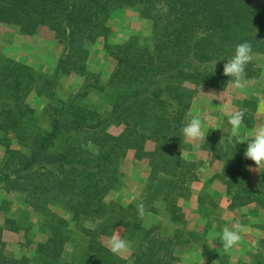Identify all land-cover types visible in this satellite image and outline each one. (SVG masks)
<instances>
[{
    "label": "trees",
    "instance_id": "16d2710c",
    "mask_svg": "<svg viewBox=\"0 0 264 264\" xmlns=\"http://www.w3.org/2000/svg\"><path fill=\"white\" fill-rule=\"evenodd\" d=\"M119 8L135 9L154 22L159 40L153 50L138 37L121 44L107 43L112 33L108 19ZM0 24L13 26L26 36L41 28L49 30L65 48L58 70L61 74L72 70L81 79L79 89L62 100L56 94L57 81L49 82L22 65L0 74V91L5 88L3 93L8 95L7 105L0 106V144L6 148L0 192L25 195L31 212L45 219L51 233L38 244L35 255L50 264L59 263L57 259L71 242L67 222L51 208L62 210L74 225L97 222L95 235H89L95 240L116 224L138 218L139 207L119 216L105 201L119 182V165L129 150L138 160L150 158L149 185L139 203L144 214L154 203L168 199L178 180L174 171L184 163L181 128L189 99L205 88L225 91L231 87L222 74L225 61L221 60L230 58L237 44L247 41L253 46L247 81L261 73L254 59L264 58V0H0ZM100 42L115 62L109 89L102 87L87 64L90 47ZM212 61H221L214 72ZM37 86L52 91L47 95V127L34 130L26 142L20 133L27 132L32 119L25 118L18 96ZM92 90L104 92L111 123L101 120L96 106L84 103ZM111 125L120 126L121 133L109 135L106 129ZM243 125L253 128L248 112ZM9 134L28 152L11 150ZM213 134L210 130L201 150L211 153L212 160L224 161L222 178L228 177L233 200L264 209V192L259 194L250 182L249 168L256 165L245 159L246 145H239L231 156L224 144L229 135H219L221 140L212 145ZM147 142L155 145L153 151L145 150ZM96 242L93 264H128ZM147 245L132 264L160 263L172 244L153 239ZM2 246L0 240V264H34L38 259H13L3 254Z\"/></svg>",
    "mask_w": 264,
    "mask_h": 264
},
{
    "label": "rangeland",
    "instance_id": "374dc122",
    "mask_svg": "<svg viewBox=\"0 0 264 264\" xmlns=\"http://www.w3.org/2000/svg\"><path fill=\"white\" fill-rule=\"evenodd\" d=\"M107 24L112 29L107 42L110 45L121 44L132 37H138L145 40L153 50L159 40L154 22L132 8L116 9ZM64 53V45L60 44L46 28H41L33 36H26L13 26L0 24V74L7 69L15 70L13 66L22 65L34 73L41 74L49 82L57 81L56 94L62 100L71 97L81 86V79L74 71L67 70L61 74L58 70ZM254 63L261 69V73L257 79L247 81L243 93L232 87L225 91L205 88L189 99L186 123L195 116L200 118L205 126L212 125L207 128L208 132L214 131L212 145L221 140V135H230V125L224 112L231 106L237 109V106L241 105L242 109L249 111L248 114L253 119V129L264 125V113L258 112V105L264 101V58L256 57ZM87 64L102 87L109 89L108 81L115 62L104 51L103 42L90 47ZM1 78L2 76L0 80ZM3 91L6 89L0 91L1 108L4 99L8 97ZM50 92L52 91L45 92L37 86L30 93L18 96L23 103L22 111L27 114L25 118L32 119L27 132L20 133L24 141L29 142L31 134L38 129H46L47 114L50 111L47 95ZM40 93H46V96ZM104 96L103 91L92 90L84 103L96 106L102 115L101 120L111 123V107ZM4 105H7V102ZM106 132L111 136H117L121 133V127L111 125L107 127ZM9 138L11 150L28 152L27 148L20 147L13 140L12 134H9ZM182 139L185 145L181 151L184 163L181 168L174 171L178 179L176 188L168 199L154 203L143 217L126 220L124 224L123 222L116 224L113 229L107 230V233L95 240L89 235L95 230L97 222L82 221L81 224L74 225L62 210L51 208L52 212L67 222L71 241L57 259L59 263L52 264H93L92 248L95 241L109 250L108 239L117 231L130 245L127 252L115 255L121 263L132 264L136 257L147 250L148 242L156 239L170 241L171 250L160 263L150 260L146 264H263L257 262L259 260L264 262V223H260L261 217L256 214L257 208L262 207L253 203L251 205L256 208L252 207L253 209L249 210L248 204L241 205L243 200H233V191L228 190L226 183L228 177L222 178L224 161L220 158L212 160L211 153L201 150L206 139L190 140L183 135ZM58 145L59 143L54 151L58 150ZM154 147L152 142L145 144V150L148 152L153 151ZM5 150L6 148L0 144V171H3L5 165ZM96 150L91 147L92 152ZM149 159L138 160L134 151L129 150L119 165V182L105 198L106 203H110V207L119 216L130 215L143 201L149 185ZM249 169L252 188L259 194L263 193L264 168L260 166L256 170L254 166ZM230 176L233 177L231 174ZM0 194H3L0 195V230H3L0 233V240L3 254L16 260L26 257L34 261L38 258L34 264H50L44 257L35 255L38 244L45 242L51 233L50 227L45 225V219L31 212L25 195L4 192ZM236 222L243 226L242 239L236 246L226 251L219 234L223 227H231Z\"/></svg>",
    "mask_w": 264,
    "mask_h": 264
},
{
    "label": "clouds",
    "instance_id": "9594fccd",
    "mask_svg": "<svg viewBox=\"0 0 264 264\" xmlns=\"http://www.w3.org/2000/svg\"><path fill=\"white\" fill-rule=\"evenodd\" d=\"M253 46L250 42H241L236 45L233 55L226 59L223 64L222 74L228 77L227 84L239 93L245 91L247 84L246 69L254 58ZM221 61H212V71L214 72L216 65ZM219 96V95H218ZM246 110L241 109L234 111L227 120L230 125V135L224 141L225 150L233 155L234 149L239 145H246L244 157L252 161L256 165V170L264 165V125L256 127L248 133L247 137L242 135L241 130L245 118ZM258 112L264 113V101L258 105ZM219 130V129H217ZM182 135L190 140L206 139L209 132L204 122L193 116L181 128ZM139 215L143 217V205L139 206ZM243 226L236 222L231 227L222 228L219 239L223 243V248L227 251L236 246L242 239ZM108 249L114 255L127 252L130 248L129 242L123 239L119 232H114L108 239Z\"/></svg>",
    "mask_w": 264,
    "mask_h": 264
},
{
    "label": "crops",
    "instance_id": "0c3cea01",
    "mask_svg": "<svg viewBox=\"0 0 264 264\" xmlns=\"http://www.w3.org/2000/svg\"><path fill=\"white\" fill-rule=\"evenodd\" d=\"M238 108L237 109H235L234 107H230V108H228L227 110L228 111H226L225 110V112H224V116L226 117V118H228L234 111H238V110H241L243 107L241 106V105H239V106H237ZM247 111V110H246ZM247 112H249V111H247ZM252 112V111H251ZM212 126V125H211ZM211 126H209V127H211ZM208 126H206V128H209ZM253 129V128H252ZM252 129H246V127L243 125V127H242V130H241V133H242V135H245L246 137H247V135H248V133L250 132V130H252ZM262 167L264 168V165H262ZM0 195H3V194H0ZM251 204H253V203H251ZM251 204H248V206L249 207H247L249 210H251V209H253V208H256L255 206H253V205H251ZM253 207V208H252ZM256 214L259 216V217H261V222L260 223H264V209L263 208H257V212H256ZM246 229H248V228H246Z\"/></svg>",
    "mask_w": 264,
    "mask_h": 264
}]
</instances>
